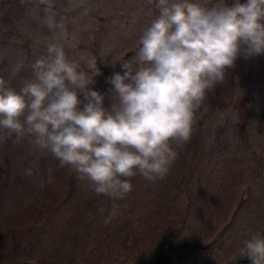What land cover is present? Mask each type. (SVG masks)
Segmentation results:
<instances>
[{"label": "trees", "instance_id": "1", "mask_svg": "<svg viewBox=\"0 0 264 264\" xmlns=\"http://www.w3.org/2000/svg\"><path fill=\"white\" fill-rule=\"evenodd\" d=\"M55 7L68 33L61 39L74 45L66 47L69 59L88 72L95 58L101 75L93 87L110 107L107 78L123 74L119 62L140 46L155 4L55 0ZM49 39L35 0H0V78L11 87L19 91L32 75L26 65L12 79L16 60L30 64ZM198 118L167 176L132 177L111 218L113 200L70 166L27 139L0 142V264H251L240 250L252 233H264V54L239 57ZM49 175L53 182L41 187Z\"/></svg>", "mask_w": 264, "mask_h": 264}, {"label": "clouds", "instance_id": "2", "mask_svg": "<svg viewBox=\"0 0 264 264\" xmlns=\"http://www.w3.org/2000/svg\"><path fill=\"white\" fill-rule=\"evenodd\" d=\"M149 2L158 15L142 29L134 55L119 62L123 74L107 78L110 107L93 87L101 75L95 58L88 72L69 59L66 47L74 45L61 39L68 33L55 0H35L39 24L51 34L42 54L13 64L12 79L26 65L31 77L19 91L0 78V142L27 139L33 150L70 166L95 194L113 200L110 218L115 201L132 190V177L167 176L175 148L191 142L198 114L237 59L264 54V0ZM52 182L49 175L41 187ZM240 251L251 264H264V233H252Z\"/></svg>", "mask_w": 264, "mask_h": 264}, {"label": "rangeland", "instance_id": "3", "mask_svg": "<svg viewBox=\"0 0 264 264\" xmlns=\"http://www.w3.org/2000/svg\"><path fill=\"white\" fill-rule=\"evenodd\" d=\"M244 111H246V107L243 104H241L240 112L243 113Z\"/></svg>", "mask_w": 264, "mask_h": 264}, {"label": "water", "instance_id": "4", "mask_svg": "<svg viewBox=\"0 0 264 264\" xmlns=\"http://www.w3.org/2000/svg\"><path fill=\"white\" fill-rule=\"evenodd\" d=\"M246 2V0H241V3H245Z\"/></svg>", "mask_w": 264, "mask_h": 264}]
</instances>
